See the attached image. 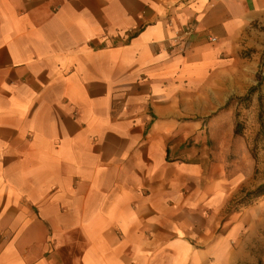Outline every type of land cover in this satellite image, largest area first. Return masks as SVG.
I'll return each mask as SVG.
<instances>
[{
  "label": "crops",
  "instance_id": "0c3cea01",
  "mask_svg": "<svg viewBox=\"0 0 264 264\" xmlns=\"http://www.w3.org/2000/svg\"><path fill=\"white\" fill-rule=\"evenodd\" d=\"M261 46L264 0H0V264H241L253 168L188 147Z\"/></svg>",
  "mask_w": 264,
  "mask_h": 264
},
{
  "label": "rangeland",
  "instance_id": "374dc122",
  "mask_svg": "<svg viewBox=\"0 0 264 264\" xmlns=\"http://www.w3.org/2000/svg\"><path fill=\"white\" fill-rule=\"evenodd\" d=\"M252 55L257 62L252 87L257 85L258 74L262 79L261 85L257 86L253 94H249L251 87L244 96L229 99L231 110H228L224 120L222 117L218 124H210L204 136L198 141L196 138L190 140L188 147L192 151L191 159H203L208 165L220 162L228 175L251 171L253 168L254 175L249 177L255 181V187H243L240 191L241 197L234 203L264 186V46L254 51H243L240 56L245 58ZM246 96L247 100L240 101ZM256 200L257 207L251 213L253 221L242 232L241 264H264V194Z\"/></svg>",
  "mask_w": 264,
  "mask_h": 264
},
{
  "label": "built area",
  "instance_id": "2783aa9c",
  "mask_svg": "<svg viewBox=\"0 0 264 264\" xmlns=\"http://www.w3.org/2000/svg\"><path fill=\"white\" fill-rule=\"evenodd\" d=\"M192 31L193 29L191 26H184L180 32V36L175 37L172 40L170 44L171 51L175 50L178 53H183L187 48V38L191 35ZM211 41H215V39L212 38Z\"/></svg>",
  "mask_w": 264,
  "mask_h": 264
},
{
  "label": "trees",
  "instance_id": "16d2710c",
  "mask_svg": "<svg viewBox=\"0 0 264 264\" xmlns=\"http://www.w3.org/2000/svg\"><path fill=\"white\" fill-rule=\"evenodd\" d=\"M261 83H262V79L260 78V75L258 74V75H257V85H256V87H252V88L250 89L249 94H253V93L256 91L257 86H260ZM247 99H248V96H246L245 98L241 99L240 101H242V100H247ZM229 101H230V100H228V102H227V104H226L227 106H229ZM263 194H264V186H260L256 191L246 194L245 197L242 199L241 203L243 204V203H245V201H246V203H245L244 205H246V204H250V203H252L257 197H259L260 195H263ZM250 197H251V199H249ZM248 199H249V200H248Z\"/></svg>",
  "mask_w": 264,
  "mask_h": 264
}]
</instances>
